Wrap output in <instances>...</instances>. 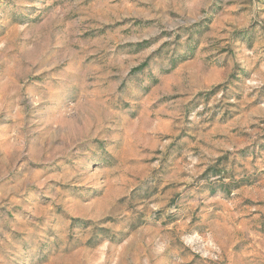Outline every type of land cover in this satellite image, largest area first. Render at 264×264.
<instances>
[{
    "label": "rangeland",
    "instance_id": "rangeland-1",
    "mask_svg": "<svg viewBox=\"0 0 264 264\" xmlns=\"http://www.w3.org/2000/svg\"><path fill=\"white\" fill-rule=\"evenodd\" d=\"M0 264H264V0H0Z\"/></svg>",
    "mask_w": 264,
    "mask_h": 264
}]
</instances>
